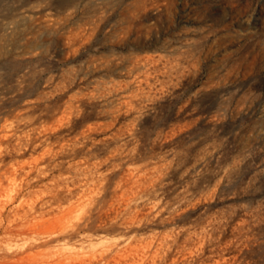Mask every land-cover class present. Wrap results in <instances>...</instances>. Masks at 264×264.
I'll return each instance as SVG.
<instances>
[{"label": "rangeland", "instance_id": "obj_1", "mask_svg": "<svg viewBox=\"0 0 264 264\" xmlns=\"http://www.w3.org/2000/svg\"><path fill=\"white\" fill-rule=\"evenodd\" d=\"M0 264H264V0H0Z\"/></svg>", "mask_w": 264, "mask_h": 264}]
</instances>
